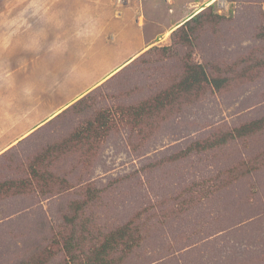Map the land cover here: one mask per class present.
I'll use <instances>...</instances> for the list:
<instances>
[{
	"label": "rangeland",
	"instance_id": "rangeland-1",
	"mask_svg": "<svg viewBox=\"0 0 264 264\" xmlns=\"http://www.w3.org/2000/svg\"><path fill=\"white\" fill-rule=\"evenodd\" d=\"M35 261L264 264V0H0V264Z\"/></svg>",
	"mask_w": 264,
	"mask_h": 264
},
{
	"label": "trees",
	"instance_id": "trees-1",
	"mask_svg": "<svg viewBox=\"0 0 264 264\" xmlns=\"http://www.w3.org/2000/svg\"><path fill=\"white\" fill-rule=\"evenodd\" d=\"M200 14L201 13L193 16L189 21H192V20L193 21H197L199 19V17H200ZM213 16H216L215 17L216 19L219 18L217 15H213L212 13H210V17H213ZM188 22H186L185 25L188 24ZM187 69H188V72L186 74V77L184 78V83L181 85V88L178 87L177 94H179V93H181V94L182 93H190L191 91L195 90L198 87V85H201L202 83H205V82H208L209 84L212 83V82L213 83L218 82V83H216L217 86H219L221 84V81L213 80L211 82L210 80H208L206 78V76H207L206 72H205L204 68L201 65H198V66H195V67L187 65ZM113 237H114V235H112V239H113ZM104 247H106V245H104ZM68 252H69V250H68ZM103 253L106 254L107 251L103 252ZM24 264H29V263H24ZM34 264H37V261H35Z\"/></svg>",
	"mask_w": 264,
	"mask_h": 264
},
{
	"label": "crops",
	"instance_id": "crops-1",
	"mask_svg": "<svg viewBox=\"0 0 264 264\" xmlns=\"http://www.w3.org/2000/svg\"><path fill=\"white\" fill-rule=\"evenodd\" d=\"M213 1V0H212Z\"/></svg>",
	"mask_w": 264,
	"mask_h": 264
}]
</instances>
